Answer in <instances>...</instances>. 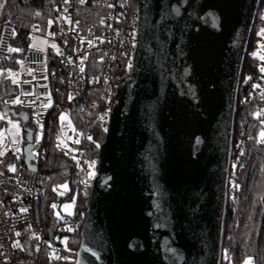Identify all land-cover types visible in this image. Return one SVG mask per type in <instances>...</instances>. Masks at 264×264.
Instances as JSON below:
<instances>
[{"label":"water","instance_id":"obj_1","mask_svg":"<svg viewBox=\"0 0 264 264\" xmlns=\"http://www.w3.org/2000/svg\"><path fill=\"white\" fill-rule=\"evenodd\" d=\"M134 1L138 43L75 264L90 212L110 264H221L237 91L260 0ZM25 132V167L36 170Z\"/></svg>","mask_w":264,"mask_h":264},{"label":"built area","instance_id":"obj_2","mask_svg":"<svg viewBox=\"0 0 264 264\" xmlns=\"http://www.w3.org/2000/svg\"><path fill=\"white\" fill-rule=\"evenodd\" d=\"M138 26L139 7L131 0H65L58 21L47 27L50 34H38L45 44L40 48L32 36L43 28L41 23L34 24L26 39L15 24L0 20V264L74 259L69 240L77 222L67 217L50 236L36 217L54 131L64 114L73 128H81L73 116L88 120L97 111L101 126L109 128L117 90L133 63ZM260 77L264 79V72ZM256 84L257 77H240L237 101L239 95L249 100ZM17 99L20 103H13ZM13 124L23 149L29 143L25 128L32 131L31 164L36 170L21 167L25 154L23 150L19 157L16 151L9 132ZM75 159L83 170L95 164L85 152Z\"/></svg>","mask_w":264,"mask_h":264},{"label":"trees","instance_id":"obj_3","mask_svg":"<svg viewBox=\"0 0 264 264\" xmlns=\"http://www.w3.org/2000/svg\"><path fill=\"white\" fill-rule=\"evenodd\" d=\"M0 4H3L0 20L15 24L21 36L29 39L28 33L35 23L39 22L43 28H47L58 21L65 0H0ZM263 8L264 0H260L241 75L242 81L257 77V84L249 100L239 95L237 101L221 264H229V261L242 264L246 258H250L254 264H264V143L260 142V133L264 131V79L260 77L261 61L253 53L258 32L264 24ZM258 113H261L259 118ZM98 114L99 111L88 120L73 116L74 125L81 128H73L75 139L72 143L75 155L85 152L87 156L93 157L97 169L100 147L108 130L99 123ZM58 126L54 131L55 142L50 149L36 217L45 232L53 236L61 222L55 216L53 206L58 201L75 196L74 214L69 217L77 222L70 243L76 252L71 251L74 257L72 261L59 263L75 264L87 216L84 204L96 174L91 172L90 167L81 169L74 155L57 144ZM24 159V156L20 159L22 168H25ZM64 183L70 186V191L61 198L58 189Z\"/></svg>","mask_w":264,"mask_h":264},{"label":"rangeland","instance_id":"obj_4","mask_svg":"<svg viewBox=\"0 0 264 264\" xmlns=\"http://www.w3.org/2000/svg\"><path fill=\"white\" fill-rule=\"evenodd\" d=\"M263 18H264V8H263ZM36 34L37 35L32 36L33 44L40 48H45V44L43 42L44 39L39 37L38 34L42 36H47L50 34V31L47 28L37 29ZM253 53L261 61L260 67L264 68V24H262L258 32L257 46ZM65 118L66 120L65 119L63 121H61V119L59 120V126H58L59 129L57 133V144L62 146L68 152H71L75 157L76 150L73 148V145H72L75 139L73 126L70 120H68V117L65 116ZM9 132L12 135L13 140L15 141L13 143L18 146L16 151L19 157H21L24 149L18 142L17 135L20 133L19 129L11 128ZM4 134H7V133L5 132ZM34 153H38L37 148L35 149ZM96 166H97L96 164H91L90 166V170L91 172H93V174L94 173L97 174L98 169ZM232 183H233V180H232ZM69 191H70V186L67 183L59 185L58 194L61 198L65 197L67 192ZM75 201H76V198L74 196L71 199H64L62 202L58 201L55 204L54 213L58 220L65 221L67 217L72 216L74 214L75 205H76ZM65 205H70V207L66 209ZM89 219L90 220H89V225H88V231H87L86 239L83 245L84 246V256H85L84 264H110L109 257H108V251L105 248V245L100 238L99 226H98V222H97L94 212H90ZM67 240H68V236L65 235L64 242ZM69 243H71V240H69ZM69 250L76 252V249H74L70 245H69ZM246 261H250L251 264H254L250 258H246L242 264H245ZM229 264H235V263H233L232 261H229Z\"/></svg>","mask_w":264,"mask_h":264},{"label":"snow or ice","instance_id":"obj_5","mask_svg":"<svg viewBox=\"0 0 264 264\" xmlns=\"http://www.w3.org/2000/svg\"><path fill=\"white\" fill-rule=\"evenodd\" d=\"M3 7V4H0V8H2ZM37 15H38V13H37ZM9 51H16V49H9ZM81 70H83V69H81ZM261 71L262 72H264V68H261ZM13 83H16V80L15 79H13ZM262 98H264V94H262ZM13 103H20V101H19V99H17V100H15V101H13ZM261 115V113H258L257 114V117L259 118V116ZM60 119H61V121H63L64 119H65V117L64 116H61L60 117ZM9 123H12L11 121H9ZM13 126V128H17L18 126L17 125H15V124H13L12 125ZM15 142V141H14ZM78 142V141H77ZM260 142L261 143H264V131H262L261 133H260ZM10 168H11V170H14V167H12V166H10ZM66 187V186H65ZM53 207H55V205L53 206ZM70 207V205H65V208L67 209V208H69ZM17 235H19V234H17ZM18 246V245H17ZM55 258H57V259H59V257H55ZM245 264H251V262L250 261H246L245 262Z\"/></svg>","mask_w":264,"mask_h":264},{"label":"flooded vegetation","instance_id":"obj_6","mask_svg":"<svg viewBox=\"0 0 264 264\" xmlns=\"http://www.w3.org/2000/svg\"><path fill=\"white\" fill-rule=\"evenodd\" d=\"M75 260H76V258H75Z\"/></svg>","mask_w":264,"mask_h":264}]
</instances>
